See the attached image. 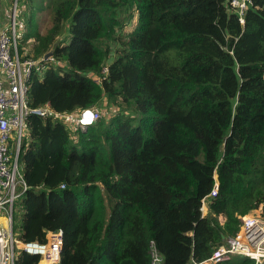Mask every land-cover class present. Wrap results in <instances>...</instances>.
Wrapping results in <instances>:
<instances>
[{"label": "trees", "instance_id": "16d2710c", "mask_svg": "<svg viewBox=\"0 0 264 264\" xmlns=\"http://www.w3.org/2000/svg\"><path fill=\"white\" fill-rule=\"evenodd\" d=\"M50 2L44 33L38 14L28 22L27 56L54 58L34 71L29 105L101 116L85 131L28 118L17 237L62 231L59 264H150V242L165 264H188L234 236L239 217H264V0L244 24L229 0Z\"/></svg>", "mask_w": 264, "mask_h": 264}, {"label": "built area", "instance_id": "2783aa9c", "mask_svg": "<svg viewBox=\"0 0 264 264\" xmlns=\"http://www.w3.org/2000/svg\"><path fill=\"white\" fill-rule=\"evenodd\" d=\"M4 10L0 11V211L6 214L0 222V264H15L19 253L39 257V263L59 264L64 246L62 231L49 232L45 243L38 241L25 242L20 240L13 229L14 203L28 190L18 161L19 153L29 131L27 120L30 116L52 117L62 121L68 127H80L87 130L101 116L95 108L77 112H57L49 106L31 108L29 105V89L34 71L43 62H53L44 55L34 59L24 54L20 41L26 31L23 22V7L19 0L11 6L1 3ZM12 1V0H11ZM252 0H229V7L245 23V15ZM6 6V9H5ZM106 71V69L104 70ZM62 187V186H61ZM218 192V183L208 197ZM207 197L203 199L205 203ZM205 207H202V212ZM239 230L224 239L222 245L215 248L212 255L203 260H190L188 264H225L233 257H244L254 264H264V217L260 214H247L239 217ZM2 220V217H0ZM150 264H165L164 258L150 242Z\"/></svg>", "mask_w": 264, "mask_h": 264}, {"label": "rangeland", "instance_id": "374dc122", "mask_svg": "<svg viewBox=\"0 0 264 264\" xmlns=\"http://www.w3.org/2000/svg\"><path fill=\"white\" fill-rule=\"evenodd\" d=\"M14 0H3L1 3H6L8 6H11L13 4ZM50 0H31V3H25V4H21L23 7V22L24 24H26V31L24 32V36H23V40L26 39V41L24 40V42L22 43V47L24 48V54L28 55L31 51L32 45H33V41L32 39H28L27 36L34 30V25L32 23H28L31 16L35 13L38 14L37 18L35 19L36 22V28L37 31L40 33H44L51 25L48 16L50 14ZM6 9V6H5ZM4 10L3 6L0 8V11ZM2 26H0L1 29ZM128 31V29L126 30ZM22 41V40H21ZM20 41V42H21ZM32 57V56H30ZM24 135H27V129H24ZM263 214V210L259 209V210H254L252 212H250L249 214ZM4 216H6L5 213H3L2 211H0V217H2V220H0L1 223H4ZM45 264V263H42Z\"/></svg>", "mask_w": 264, "mask_h": 264}, {"label": "water", "instance_id": "95a60500", "mask_svg": "<svg viewBox=\"0 0 264 264\" xmlns=\"http://www.w3.org/2000/svg\"><path fill=\"white\" fill-rule=\"evenodd\" d=\"M53 55V52L52 51H49L47 52L45 55H44V58L45 59H48L49 57H51Z\"/></svg>", "mask_w": 264, "mask_h": 264}, {"label": "crops", "instance_id": "0c3cea01", "mask_svg": "<svg viewBox=\"0 0 264 264\" xmlns=\"http://www.w3.org/2000/svg\"><path fill=\"white\" fill-rule=\"evenodd\" d=\"M28 133H29V131H28ZM28 136V135H27ZM42 263H44L43 261L42 262H40L39 264H42Z\"/></svg>", "mask_w": 264, "mask_h": 264}]
</instances>
